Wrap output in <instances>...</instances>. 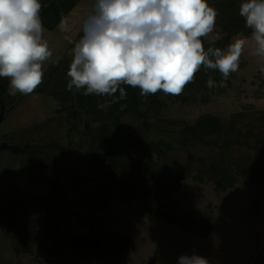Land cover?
<instances>
[{
  "label": "rangeland",
  "instance_id": "374dc122",
  "mask_svg": "<svg viewBox=\"0 0 264 264\" xmlns=\"http://www.w3.org/2000/svg\"><path fill=\"white\" fill-rule=\"evenodd\" d=\"M93 2L50 0L41 8L43 38L53 53L44 63L43 80L48 76V66L61 60L64 50L77 40L84 18L93 10ZM218 30L216 25L204 40L218 36ZM252 47L249 40L238 71L223 86L219 74L215 88H208L210 95L206 101L179 104L160 91L158 98L164 103V110L160 117L149 119L151 125L145 142L135 143L118 136L108 146L110 153L120 154L122 166L140 169L147 162L175 170L180 177L179 189L153 202L165 203L166 212L175 206L179 211L184 208H192L196 213L204 211L211 224L204 237L156 213L147 215L148 210L137 200L127 204L115 196L102 204L100 192H104L103 183L110 179L101 176L86 155L85 142H79L84 138L79 132L83 130L82 124L79 123L78 131L69 132L70 123L64 119V112H59V100L41 93H19L17 99L10 100L11 109L0 123V134L48 119L40 127L38 137L48 135L40 141L57 140L64 147V157L58 163V186L49 192L56 199L49 213L57 214L63 221L53 226L37 205L38 232L22 251L15 250L12 237L0 226V264H84L57 256L49 237L51 228L84 236L104 228L126 236L133 245L118 257L119 264H148L151 260L153 264H177L179 256L193 253L205 257L209 264H264V83L259 82L264 80V73L259 71L262 61L251 54ZM58 75L66 85L62 68ZM185 128L194 131L186 133L182 131ZM19 140L5 138L0 143L18 149L38 139L33 136ZM15 150L0 149L1 202L11 195L30 199L32 194L47 192L48 185L40 176L31 180L20 174L18 163L22 154ZM115 166L105 164L101 171L108 174ZM33 168L27 171L32 173ZM226 174L233 179V185L224 180ZM76 209L77 214L71 212Z\"/></svg>",
  "mask_w": 264,
  "mask_h": 264
},
{
  "label": "clouds",
  "instance_id": "9594fccd",
  "mask_svg": "<svg viewBox=\"0 0 264 264\" xmlns=\"http://www.w3.org/2000/svg\"><path fill=\"white\" fill-rule=\"evenodd\" d=\"M41 8L40 0H0V77L9 79L10 95L33 93L53 55L43 38ZM92 9L69 53L66 89L114 97L98 102L102 111L127 98L121 85L139 88L142 97L179 95L201 66L218 70L223 86L238 71L249 40L264 73V0H244L239 7L248 36L237 34L224 49L213 37L207 50L201 38L213 33L217 17L207 0H94ZM206 86L216 82L209 78ZM177 264L209 261L193 253L179 256Z\"/></svg>",
  "mask_w": 264,
  "mask_h": 264
},
{
  "label": "trees",
  "instance_id": "16d2710c",
  "mask_svg": "<svg viewBox=\"0 0 264 264\" xmlns=\"http://www.w3.org/2000/svg\"><path fill=\"white\" fill-rule=\"evenodd\" d=\"M49 1L40 0V3L43 7ZM243 2L244 0H207L209 6L217 11L216 25L219 26L218 31L220 32L216 36L218 39H216L215 47L224 49L232 41L231 37L233 35L247 36L250 33V30L245 27L244 18L239 15V7ZM82 35L83 32H80L75 43ZM201 39L205 50H207L208 41L211 39ZM75 43L64 50V57L61 60L48 66L47 78L33 93H41L59 100V112H64V119L70 123L69 132L78 131L79 123L82 124L83 130L79 132L84 134V138H80L79 142L81 144L85 142L86 155H88L97 171L101 173V176L110 179L109 182L105 181L103 183L104 192H100L102 204L106 205L107 198L115 196L120 197L127 204L137 200L144 210H148L147 215L151 212L156 213L188 232L201 237L206 236L211 224L208 215L204 211L196 213L192 208H184L179 211L175 206L166 212L163 210L165 203L155 204L153 202H159L161 201V195L170 196L179 189L180 177L175 170L152 166L147 162L140 169H135L132 165L125 167L119 163L120 154H112L108 150L110 142L118 136L126 137L129 141L135 143L145 142L151 125L149 119L160 117L162 110H164V103L158 98L160 91L154 95L142 97L139 88L121 85L127 92V98L124 100L118 99L117 103L112 104L106 110H100L97 107L98 102L102 103L114 97L86 96L83 94V89L77 91L73 88L68 91L63 88L65 83L58 75V71L62 68L66 82L70 79L67 76V70L72 60L69 53ZM219 74L218 70L205 69L201 66L199 71L195 73L194 80L185 86L181 94H167V98H171L172 101L177 100L179 104L185 105L206 101L207 95H210V89L206 86V82L209 78L218 82ZM232 76L233 73L230 74L229 78ZM259 82L263 84L264 80L260 79ZM7 88L8 79L0 77V123L5 118V114L11 109L10 100L19 97V93L10 95ZM202 96L206 97L203 98ZM118 97L119 91L115 94V98ZM46 120L48 119L44 121L37 120L23 129L0 134V139L14 140L17 138L19 140L21 138L19 141H25V139L33 136L38 139L28 141L24 149L18 148L15 150V152L22 154L19 159L18 170L22 176L31 180L40 176L42 182L48 185L47 192L43 195L32 194L29 196L30 199L11 195L9 199L0 201V226L12 237L14 244H16V251L24 250V245L28 241H32L38 232L35 227L37 205L44 210L47 221H50L53 226L63 221L57 214L49 213L56 201L49 192L55 190L58 186V163L63 159L65 151L57 140L48 143L44 140L40 141L45 135H48L43 134L38 137V131L40 127L45 126ZM182 131L189 133L194 130L185 128ZM67 134L66 131L65 135L67 136ZM135 149L137 148L135 147ZM105 164L116 166L106 174L101 171L102 166ZM31 166L35 168H33L32 173L27 171ZM224 180L228 181L229 186L234 183L233 179L230 176L228 177L227 174ZM78 184L76 182L75 186H78ZM170 201L172 204L175 203L174 199ZM71 212L78 213L77 209ZM49 237L54 244L57 256L70 262L84 264H119L118 257L133 245V242L126 236L104 228L99 229L91 236H84L81 233L68 235L51 228ZM148 264H153V261L151 260Z\"/></svg>",
  "mask_w": 264,
  "mask_h": 264
},
{
  "label": "water",
  "instance_id": "95a60500",
  "mask_svg": "<svg viewBox=\"0 0 264 264\" xmlns=\"http://www.w3.org/2000/svg\"><path fill=\"white\" fill-rule=\"evenodd\" d=\"M3 147H5V148H9V149H12V150H15V149H17L16 147H14L13 145H8V144H6L5 142H1L0 143V149L1 148H3ZM25 147V144L21 147V149H23Z\"/></svg>",
  "mask_w": 264,
  "mask_h": 264
}]
</instances>
